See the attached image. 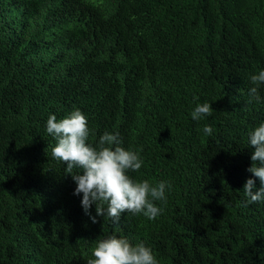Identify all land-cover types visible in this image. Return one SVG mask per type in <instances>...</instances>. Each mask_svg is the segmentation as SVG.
Instances as JSON below:
<instances>
[{
	"label": "trees",
	"instance_id": "1",
	"mask_svg": "<svg viewBox=\"0 0 264 264\" xmlns=\"http://www.w3.org/2000/svg\"><path fill=\"white\" fill-rule=\"evenodd\" d=\"M261 70L264 0H0V264H87L113 235L158 264H264V201L243 193L261 187L247 171ZM204 102L212 115L194 121ZM77 109L88 144L118 134L140 155L130 178L170 183L155 220L84 213L46 132Z\"/></svg>",
	"mask_w": 264,
	"mask_h": 264
},
{
	"label": "clouds",
	"instance_id": "2",
	"mask_svg": "<svg viewBox=\"0 0 264 264\" xmlns=\"http://www.w3.org/2000/svg\"><path fill=\"white\" fill-rule=\"evenodd\" d=\"M250 81L254 86L249 89V96L259 101L258 89L264 85V70L252 75ZM212 112L208 102L197 103L191 117L200 121ZM202 131L211 136L213 128L205 125ZM46 132L57 141L51 150L52 157L67 165L65 174L76 184L74 195L82 194L81 206L93 223L97 222L96 216L91 215L93 205L97 216L116 225L124 213L143 215L149 220H155L162 213L163 209L156 202H166L170 183L161 181L153 185L148 180L130 178L127 173L138 172L143 160L137 152L120 146L118 134L105 132L96 146L88 144V120L78 109L60 120L56 115H50ZM248 143L254 152L252 166L247 171L259 179L261 187L255 190L256 181L248 179L243 193L247 204H254L264 201V123L249 133ZM91 257L87 264H158L151 248L143 243L134 246L128 239L115 235L97 239L91 248Z\"/></svg>",
	"mask_w": 264,
	"mask_h": 264
}]
</instances>
